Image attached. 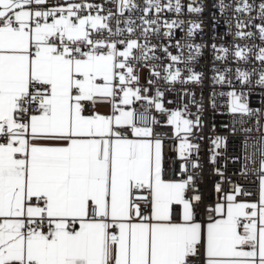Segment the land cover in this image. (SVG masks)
Instances as JSON below:
<instances>
[{
  "label": "snow or ice",
  "instance_id": "snow-or-ice-1",
  "mask_svg": "<svg viewBox=\"0 0 264 264\" xmlns=\"http://www.w3.org/2000/svg\"><path fill=\"white\" fill-rule=\"evenodd\" d=\"M106 3L81 0L48 8L46 0H0V264H190L201 253L203 264H264V140L257 200H238L252 193L239 185L225 193L218 183L221 202L207 208L212 215L200 221L201 194L187 195L192 176L165 179L163 141L139 123L151 106L167 110L161 90L150 97L149 88L137 86L133 62L160 59L149 37L161 28L170 39L187 23L185 39L191 40L201 25L161 20L165 10L179 17L181 0H143V6L111 0L115 13ZM227 7L220 0L221 12ZM254 10L264 21V0L258 5L236 0V38H253L243 29L251 25ZM187 11L203 8L188 4ZM135 12L142 14L133 19ZM239 14H248V20ZM255 28L264 41V23ZM175 47L200 51V45L179 40ZM256 47L237 45L232 55L247 63ZM162 50L172 62L163 68L165 82L200 81L191 68L181 79L175 67L194 55H173L168 46ZM218 51L224 55L216 59H227V48ZM255 60L264 64V47H258ZM156 68L150 70L160 77ZM214 70L220 72L214 82L221 84L231 71ZM256 72L236 67L235 78L249 85ZM258 77L255 84L264 87V71ZM227 95L231 112H252L243 94ZM138 101L146 102L143 112L133 107ZM98 104H111L112 114H101ZM187 115L171 111L167 120L181 141V173L199 147L189 141L199 117ZM154 123L149 116L148 124ZM220 141L217 137L213 144L219 147ZM216 174L223 177L219 170Z\"/></svg>",
  "mask_w": 264,
  "mask_h": 264
},
{
  "label": "built area",
  "instance_id": "built-area-1",
  "mask_svg": "<svg viewBox=\"0 0 264 264\" xmlns=\"http://www.w3.org/2000/svg\"><path fill=\"white\" fill-rule=\"evenodd\" d=\"M81 0H46V7L66 6L68 3H80ZM85 3H104V0H83ZM135 2L143 6V0H135ZM167 0H161V3H166ZM175 0H173V3ZM252 2V0H249ZM261 0H255L258 5ZM220 0H181L183 5L182 13L177 16L173 12L165 10L161 14V20L180 19L184 21H196L201 25L195 36L191 40H186L189 25L184 24L183 30L176 29L175 34L170 39L163 35L165 31L161 28L160 34L151 36L149 39L157 45L156 55L160 59L149 60L143 64H136L137 74L141 67L148 68V79L141 80L139 77L138 87L149 88L148 95L155 96L156 90L163 92L162 103L166 112L156 111L154 106L148 108V111L143 119L139 121L140 126H151L153 128L154 139L163 141V167L165 179L181 180L187 176H192L193 188L187 193L189 197L193 196L195 190L201 194V202L197 208V219L200 221L208 220L212 213L206 209L214 207L220 201L221 192L217 191V184L221 185L223 192L231 193L236 185H239L244 192L252 193L251 196H239L238 200L255 201L258 198L259 185V167L260 154L259 148L262 140H264V87L255 84L258 79V73L264 71V64L255 60V52L258 47H264V41H261L258 36L256 24L264 23L261 21L254 10L250 15L255 17L250 26L244 28L245 32L252 31L254 33L251 39H239L235 37L237 14L234 12L236 0H224V3L229 5L223 12L219 8ZM201 6V13H189L187 5ZM105 7L111 8L113 13L116 12L115 5L108 0ZM142 13L135 12L132 18L136 19ZM125 13V16H128ZM150 18H155L154 16ZM123 19V18H122ZM239 19L242 21L248 20V14H239ZM137 23L139 20L137 19ZM113 28L115 22H112ZM123 27V25H121ZM139 35V31H137ZM181 44L193 43L200 45L199 53H191L187 47L177 50L175 47L176 41ZM215 45V49L213 48ZM237 45L257 47L249 55L248 62H240L232 55ZM168 46V51L173 55H182L187 57L190 54L195 58L187 65L184 63L176 64L175 67L181 69V79H186L189 75L187 71L191 68L193 73L200 74V81L189 82L187 84L175 82L167 83L163 79L165 75L163 68L165 65L172 62L167 58V54L163 52V47ZM220 48L229 50L227 59L218 60V55H224L219 52ZM157 65L156 70L161 73L160 77H155L150 68L151 65ZM147 65V66H145ZM236 67L244 68L251 71L253 68L257 70L251 77L252 83L249 85L241 84L235 78ZM231 69L226 73L227 80L224 83H215L214 77H217L220 72L214 69L223 71ZM149 80H153V84H149ZM230 81V83H229ZM235 91L237 94H243L246 98L242 102L246 103L248 108L252 110L250 114L230 111L229 100L227 95L230 91ZM224 93V95H220ZM171 101V103H169ZM146 102H136L133 107L140 112L144 111ZM199 105V107H198ZM185 106L186 109H185ZM171 111H181L182 115L186 111L188 115L185 118L196 120L199 117L200 124L193 128V134L189 137V141L198 145V149L188 156L187 172L181 173L180 166L184 163L178 158V146L181 142L174 135L175 129L173 125L167 123L168 114ZM87 114V113H86ZM105 115L112 114V105L109 111L103 113ZM154 118L156 123L149 125L148 117ZM181 137L183 133L179 134ZM220 137V146L216 147L213 141ZM215 156V163H210V157ZM193 162L199 164L198 168L193 167ZM216 170L223 173V177L216 174ZM193 203H196L193 200ZM203 255L190 261V264H202Z\"/></svg>",
  "mask_w": 264,
  "mask_h": 264
},
{
  "label": "rangeland",
  "instance_id": "rangeland-1",
  "mask_svg": "<svg viewBox=\"0 0 264 264\" xmlns=\"http://www.w3.org/2000/svg\"><path fill=\"white\" fill-rule=\"evenodd\" d=\"M139 77H140L141 80H145V79L149 78V76H148V68L147 67H141L139 69ZM229 106H230V100H229Z\"/></svg>",
  "mask_w": 264,
  "mask_h": 264
},
{
  "label": "crops",
  "instance_id": "crops-1",
  "mask_svg": "<svg viewBox=\"0 0 264 264\" xmlns=\"http://www.w3.org/2000/svg\"><path fill=\"white\" fill-rule=\"evenodd\" d=\"M110 108H111V104H98V105H97V110H98L101 114H103V113L109 111ZM205 221H207V220H205ZM202 264H203V262H202Z\"/></svg>",
  "mask_w": 264,
  "mask_h": 264
}]
</instances>
